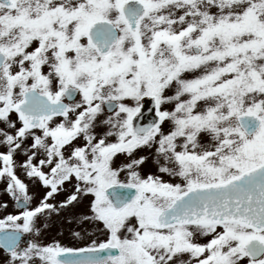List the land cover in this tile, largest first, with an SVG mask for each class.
I'll return each mask as SVG.
<instances>
[{
    "label": "snow or ice",
    "instance_id": "obj_1",
    "mask_svg": "<svg viewBox=\"0 0 264 264\" xmlns=\"http://www.w3.org/2000/svg\"><path fill=\"white\" fill-rule=\"evenodd\" d=\"M0 264H264V0H0Z\"/></svg>",
    "mask_w": 264,
    "mask_h": 264
}]
</instances>
